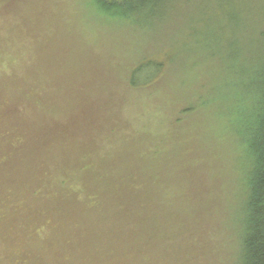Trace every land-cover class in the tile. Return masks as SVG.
Returning a JSON list of instances; mask_svg holds the SVG:
<instances>
[{"label": "rangeland", "instance_id": "1", "mask_svg": "<svg viewBox=\"0 0 264 264\" xmlns=\"http://www.w3.org/2000/svg\"><path fill=\"white\" fill-rule=\"evenodd\" d=\"M94 1L0 3V264H241L231 132L210 107L183 111L212 105L226 78L198 53L214 43L217 56L243 6L264 0H161L111 18ZM150 59L162 66L131 87ZM83 156L100 167L69 179ZM102 175L122 191L100 181L76 213L61 204L59 184Z\"/></svg>", "mask_w": 264, "mask_h": 264}, {"label": "trees", "instance_id": "2", "mask_svg": "<svg viewBox=\"0 0 264 264\" xmlns=\"http://www.w3.org/2000/svg\"><path fill=\"white\" fill-rule=\"evenodd\" d=\"M95 1L100 4L103 10L112 13L107 15L111 18L114 15L124 17L126 12H130L132 17L140 16L146 9L151 13L155 12L161 0ZM246 10L243 6L239 18L241 29L228 33L226 38L228 40L217 51V56L211 54L214 51V43L211 46H206L205 53L201 52L197 55L200 60L211 59V64L213 61L217 62L219 73L225 74L224 82L217 85L221 88V93H216L217 96L213 99L212 105L203 100L197 101L196 98V104L186 107L183 112L192 113L202 110L205 115L210 107L212 112L207 113L222 119L219 124H224L227 131L230 130L233 142L230 152L235 153L237 183L241 191L240 195H242L239 219L241 264H264V10L261 9L257 14L249 12V16L244 15ZM161 66L160 61L151 59L140 63L131 74L130 86L140 88L142 84L139 79L143 73L145 75L144 71L150 69L158 71ZM150 84L149 78L144 82V87ZM219 138L225 140L226 137L219 135ZM21 141L19 140L17 144L14 142L13 146L11 144L13 149L18 148ZM20 146L22 145L20 144ZM82 159L79 166L81 169L75 168L69 179L93 173L91 170L92 163H95L93 157L83 156ZM95 164L98 166L97 163ZM105 180H108L109 190H105L104 193L109 192L108 195H115L116 189L121 190L124 185V183L120 185V181L116 183L111 175H102L99 180L93 176V180H89L88 183H80L82 186L77 183L68 184V180H66L65 184L57 186L65 192V195L60 196L61 204L63 206L72 204L73 207L65 208H71L73 209L72 213H76V209L82 207L81 198L83 199L90 193L99 195L98 184L100 181L106 182ZM99 187L101 186L99 185ZM136 189L139 190L140 186ZM41 193L40 189L36 195L39 196ZM100 200V198L97 199V204ZM83 201L84 205L86 200ZM23 203L17 207L23 206ZM128 203L139 204L140 202ZM96 205L94 202L90 204L92 207ZM45 218L47 217L40 215L38 219Z\"/></svg>", "mask_w": 264, "mask_h": 264}, {"label": "flooded vegetation", "instance_id": "3", "mask_svg": "<svg viewBox=\"0 0 264 264\" xmlns=\"http://www.w3.org/2000/svg\"><path fill=\"white\" fill-rule=\"evenodd\" d=\"M3 0H0V3L2 2Z\"/></svg>", "mask_w": 264, "mask_h": 264}]
</instances>
